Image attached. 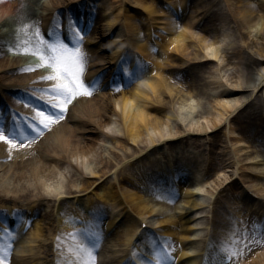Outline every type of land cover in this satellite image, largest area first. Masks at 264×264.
<instances>
[{"label":"bare ground","instance_id":"6f19581e","mask_svg":"<svg viewBox=\"0 0 264 264\" xmlns=\"http://www.w3.org/2000/svg\"><path fill=\"white\" fill-rule=\"evenodd\" d=\"M208 1L113 0L116 3V8L110 9V6H107L98 9L95 16L96 18L101 17L100 20L103 19V11L108 12L106 15L112 14L107 21L100 22L99 20L102 26L94 24L89 32L91 40L97 44L96 48L103 49L104 31H106L103 27L108 26L107 29H109V24L114 26V32L119 31V26H121L127 39L123 41L124 43H118L117 40L107 43H111L109 44L111 52L106 55L108 57L106 65L108 66H104L105 68H101L103 70L100 71L103 72L109 68L110 74H106L104 78H95L94 75L98 68H93L95 62H91L93 59L92 54L89 53L91 49L86 44L80 43V51L84 56L81 81L85 88L82 91L90 92L91 95L78 96L67 108L62 119L52 124L48 129H42L41 131L44 130V132H40L36 139L25 140L24 147H20L17 142V147L13 149L6 143L0 142V222H5L4 225L2 223L0 225L2 228H6L8 225L15 226L20 231L25 224V232L29 236L27 239L14 236V241H7L4 238L0 242V256L3 255L4 250L1 247L9 246L6 249L5 264H29L33 261V252L43 255L42 258L38 257L34 264H53V262L54 264H78L81 260L90 262L91 258L79 247L83 240L81 230L85 228L95 232L96 237H100L102 241L110 238L107 235H118L115 245L113 244L114 248L109 253L114 256L109 255L107 262L104 263L102 259L104 257L102 251L109 244H105L104 247L101 241L102 244H98L93 250L95 264H134L129 259L131 254L137 264H142L141 252L132 253L131 248L138 249L136 242L132 241L140 224L137 223V219L138 221L141 219L143 222L146 216L152 217L153 224L159 227L161 237H163L162 243L166 249L156 245V250L153 251L151 241L147 240L146 232L141 228L135 239L140 240L141 243H150L144 246L142 251L151 257L153 264L158 258L160 259L158 253L161 251L173 258L171 261H165L164 264H218V260H214L215 256L207 258L209 253L219 256V261L227 253H237L230 264H264L261 245L251 249L250 254L248 252L246 257L241 256L237 259L239 256L237 246L231 245L234 238L229 242L226 241L229 235H232L231 233L234 234L235 227L243 231L242 233L238 231L237 239L239 235L247 233L248 227L253 228L256 222L264 226V209L259 208L262 203L255 202L248 197L246 198L248 203L239 207L230 208L229 206L227 208V204L222 207L220 204V207L216 208V203L208 199L204 202V210H199L202 202H200L197 193L185 188L181 200L175 197L176 192H171L168 200L177 202L174 204V209L177 211L169 213L165 210L167 203L163 201L164 196L161 199V195L158 194L157 202H151L153 198L150 191L152 190L145 183L139 182L138 176L135 180L129 179L120 172L147 158L150 159L157 147L155 145L149 149L147 144L154 145L156 142L162 141V145H165L166 149H172L176 144L189 143L195 140L191 136L200 135L204 133L206 127L220 122L222 114L226 112L225 108H230L232 114L235 110L237 111L239 108L243 110L247 104H250V102L243 101L238 107H235L238 100L242 96H246L243 91L249 90L247 88L254 67L261 62L260 59L248 54L242 56V70H231L230 74L235 79L226 85L219 78V72L223 70L222 67L215 66L212 71L210 66L205 65L207 62H204L200 57L203 50L205 52L202 56L206 61L212 62L219 52L218 47L215 46L217 42L216 28L211 22L212 14L207 9ZM84 2H86V6H91L88 0H43V2L0 0V25H8V28L13 25L16 27H10L4 31V35H0V91L9 93L8 97L15 105H30L29 107L25 106L27 110H23L30 115H34L33 107L36 104L26 93L29 91L28 88L49 89L56 81L44 84L41 78L53 74V70L50 67L44 69L36 67L42 63L40 59H33L30 62H26V60L34 57L32 53L37 49L38 37L41 36L45 39V34L49 35L50 29L54 31V21L61 17V11L80 8L79 12L81 11L82 18L79 21L82 22L79 25L81 29L86 30L90 18L86 19L87 10ZM254 5L258 7L256 11L261 12L264 17V2L236 0L235 13L232 15L235 27L248 28L255 24L257 15L254 12ZM83 6H85V11ZM50 9H55L57 14L52 13ZM89 13L91 14V12ZM66 16L64 14L65 19ZM117 17L122 20L119 26L115 24ZM8 18L12 22H8ZM201 20L205 24H199ZM142 28L145 31L144 35L137 38ZM16 34H18L16 42H9L8 46L31 53L18 57L3 56V37L11 41L15 39ZM50 36L53 37L52 43L58 37L60 41L63 40L61 32L56 34L54 31V34ZM116 36L118 37V34ZM256 36L264 41V30L256 33ZM67 44L69 47H73L71 39ZM126 44L134 49L128 50ZM41 50L47 59L50 56L47 50ZM95 53V61L106 58L102 54L99 56L97 50ZM30 54L31 56H29ZM124 57L127 59H123ZM110 60L114 63L112 67L109 65ZM98 64L102 65L103 62ZM118 64L123 70L118 68ZM114 70L116 71L115 75ZM121 71H124V74ZM200 72H207L213 77V82L220 87L217 92L209 91V94H214L212 97H216L217 101H222L220 103L222 111H218L214 119L207 122L204 127L198 126L186 135L181 134L182 129L177 123L175 127L169 128L163 133L167 119L174 120L173 115L177 116L176 114H181L183 117L188 116L185 112L189 106L188 97H195L204 87L193 80V77L199 75ZM141 77L143 79L140 80ZM3 79H8V82H2ZM113 79H117L119 83L123 82V84L120 86V91L110 95V89L113 88L110 80ZM95 80L97 83H93ZM258 86L259 84L253 86L251 90L257 91L262 87ZM106 88L108 92H104ZM46 98L51 100V94ZM39 108L43 109L44 107L40 106ZM240 109L232 114L230 119H237L233 116L238 115L241 112ZM203 110L204 106L201 107V111ZM244 111L246 112L245 118L250 121L244 131L250 132L251 129H255L254 121L261 119V114L256 113L253 105ZM240 117H243V114H240ZM113 123L116 128H119V133H104L103 128H112ZM0 126L7 134L9 129L2 127L1 121ZM226 131L230 133L231 128L228 127ZM30 134L35 135L29 132L28 135ZM166 134L168 135L164 136ZM100 140L108 143L104 154L96 149ZM140 142L143 144L137 148ZM229 142L232 143V149L228 151L230 157L225 160H231V163L236 167L241 161L249 164L242 154L244 147L249 145L243 143L238 137L226 143ZM126 144L132 145V148L136 150L130 153L125 150L119 152L118 150L123 146L126 147ZM209 147L211 146L209 145ZM261 156H263L261 150L255 151L254 157L257 158L255 161L259 160L258 157ZM8 157H10L9 161L4 162V159ZM70 158L79 159L80 164H72ZM64 162L71 167L68 174L64 173L65 181H60L56 177ZM163 167L161 166V168ZM247 168L261 171L264 170V165L261 164L260 167L248 166ZM169 170L171 171L167 173V178L171 177L176 186H179L181 181L187 186L184 178L187 176L176 178L172 168ZM118 171L121 176L118 177L116 184L105 178L108 172L117 173ZM251 172L250 175L255 179L261 178L257 171ZM216 176L219 177V174ZM159 177L163 182L162 176ZM74 180L77 181V184L71 186V183L74 185ZM158 182L161 184V180ZM49 183H52L53 188L49 187ZM61 187H63L62 190ZM166 188L170 187L166 186ZM217 190L220 195L225 194L230 198H239L235 191L222 184L219 186L218 183ZM262 190L264 188L256 187V192ZM82 193L88 194L90 197L80 198L78 195ZM61 194L64 197L61 198ZM241 194H243L242 191ZM240 196L244 200L245 196ZM50 198L54 200L50 206L52 210L41 212L43 209L42 200ZM217 202L219 203L221 200H217ZM251 208L255 210L256 215L252 214ZM62 209L65 210L63 211L65 213L61 212ZM241 209L245 212V218L236 217L238 221L236 226L234 218L228 216V213L233 211V217H235L240 215ZM121 213L124 216H120ZM131 214L135 215L137 219ZM195 214H201L202 221L205 223V226L202 227L205 232L201 236L202 241L199 246L194 240L198 234L194 230L196 229L195 225L200 226L197 222H201L196 221ZM146 222L149 223L148 220ZM45 227L49 231L52 230L51 239L54 234H57L56 231L62 234V241L66 245L64 257L68 258L56 256L48 258L45 251H49L50 247L45 249L44 244L47 242ZM51 227H54L55 230ZM99 227L103 228L100 229V234L97 233ZM106 233L107 235H105ZM220 236L225 239L222 245L218 244ZM129 245L131 248L128 247ZM48 246L51 245L48 244ZM84 246L90 247L86 241H84ZM202 246H204L202 253L198 257V247H201L199 249L201 250ZM33 248L35 251H32ZM221 249L227 251L222 252ZM28 252L32 254L30 258H25ZM133 254L136 255V258ZM142 262L145 264L144 261Z\"/></svg>","mask_w":264,"mask_h":264},{"label":"rangeland","instance_id":"374dc122","mask_svg":"<svg viewBox=\"0 0 264 264\" xmlns=\"http://www.w3.org/2000/svg\"><path fill=\"white\" fill-rule=\"evenodd\" d=\"M39 2H43V0H37ZM212 1L211 4L207 6V9L211 12V22L214 25V28H216V38L217 42L215 43V46L218 47V53L216 54V60L212 62H208L205 60L204 53H200V57L203 59L204 62H207L205 65L210 66L211 70L213 71L215 66H221L223 70L219 72V78L220 80L226 84L229 85L230 82H232L235 78L230 74L231 70H242V56L248 54L252 55L253 57H256L261 60V62L254 67L253 73H252V78L249 82V86L247 91H243L244 95L242 96L240 100H238V103H236L238 107L241 102H250V104H247V106L242 110L240 109L241 112H239L238 115L233 116V118H237L235 120L230 119L231 115V110L230 108H225L224 114H222V118L220 122H218L215 125H211V127H206L204 133H201L200 135H193L191 137L195 138L194 141H190L189 143H185L183 145H175L172 149H166V146L162 145V141L156 142L157 143V148L155 152L150 156V159L143 160L142 162L137 163V165H133L125 170H121L120 172L126 176L129 179H134L136 176H138L139 182L145 183L148 187H153L156 189V186H160L161 190L163 192H160L161 199L165 194V197L168 199L167 194L169 192L166 190L164 187V184L161 182L159 184L158 181L155 182V184H149L148 181L152 178L156 179L161 176L160 174H165L166 171L164 169H161V166H165L166 168H172L174 171L175 169L180 170L181 166L184 165L189 169V177H191V180L188 184V190H193L198 193V197L200 201L205 202L208 200V197H212V201H215L221 197V202H216V208L220 207V204H227V208L230 206V208H235L241 206V200L237 198H227L225 195H218L217 197L214 195L216 194V188L215 186L220 183L224 182L227 180L226 184L234 188L233 190L236 191L238 196L241 195V191L244 193L246 192V189L251 190L250 194H257V195H264V190L261 192H255V188H264V170L259 171L258 169H249L247 168L248 166H256L260 167L261 164H256L258 161L262 162V166L264 165V155L261 157H258V159L255 161V151L262 150L263 145H264V41L261 38H258L256 36V33L262 32L264 30V17L262 16V13L259 11H256L258 7L254 5L255 7V13L257 15V21L255 24L251 27L248 28H242V27H235L234 22L232 21V18L235 13L234 5L236 0H210ZM254 3L258 2V0H252ZM261 2H264V0H259ZM89 5L91 6H86V2L83 4L86 6V10L92 11L91 18L88 20L89 21V26L87 27V31L84 29H81L79 27V24L82 21H79L82 17L80 15L81 11L79 12L80 8L75 9H69L67 11H61V19L55 20V28L54 31L57 33H62L63 37L68 38V36L74 31L79 30L80 35L82 37L81 44H86V46L91 49L89 52L90 55L93 57L91 62L94 63V67H98L96 64L100 63L101 61H95V50L98 51V55L103 57H106V55H109L111 52L109 48V44H107L109 41L111 42L112 40H117L118 43H124L123 39L126 35L122 31V27L119 26V24L122 22L120 17L116 18L115 24L119 26V31L114 32V26L109 24V29L107 27H103V29L106 31L105 32V40L103 41V49H97L96 46L97 44L94 43L93 40H91L89 32L92 30V26L95 25H100V22L107 21L108 18H110V13L109 15H106L108 13L106 10L103 11V19L100 20L101 17L96 18V13L98 9L100 8H106L107 6H110V9L116 8V3L113 2V0H88ZM234 4V5H233ZM83 6V10L85 8ZM116 10V9H115ZM52 13H56L55 9H50ZM85 11V10H84ZM64 14L67 15L66 19L64 17ZM88 14V12H86ZM87 19V17H86ZM224 19V20H222ZM84 20V19H83ZM100 20V22H99ZM114 24V25H115ZM105 25H108L105 23ZM140 25V24H139ZM11 28L15 27L10 26ZM9 27V28H10ZM59 27V28H58ZM8 28V25H0V35H4V31H6ZM16 28V27H15ZM71 28V30H69ZM50 33L54 34V31L52 29L49 30ZM145 31H143V28L140 30V34H138L137 38H141L142 35H144ZM118 34V37L116 36ZM60 36V35H59ZM69 36V37H71ZM18 34H16L15 39L9 41L7 38L3 37L2 41V51H3V56L5 57H12V56H19L21 53H31L27 52L26 50L20 51L17 49H14L13 47H9V42H13L17 40ZM59 39V37H58ZM53 37L45 34V39L43 37H38V43L41 47V49L47 50L48 54L51 55V52L48 50L45 44H41L40 42L46 41L47 44H52ZM60 40V39H59ZM66 40V39H65ZM64 39L62 42L66 43ZM67 44V43H66ZM101 46V47H102ZM206 50V49H205ZM205 52V51H204ZM97 55V56H98ZM201 59V60H202ZM100 60V59H99ZM104 63L106 64L108 57L104 58ZM257 60V59H256ZM97 62V63H96ZM204 65V64H203ZM206 66V67H207ZM182 67V66H181ZM38 69V68H37ZM141 80V79H140ZM193 80L200 85H204L203 90L199 92L195 97H188L189 101V106L186 108L185 112L187 113V117H183L181 114H176L177 116H174L175 119L172 120V118L167 119V124L164 126V132L168 131L169 128L172 129V127L176 126V123L179 124V126L182 129L181 134H188L192 131H194V128H198V126H205L207 122L212 121L214 119V116L217 114L218 111H222V107L220 103L222 101H217L216 97H212L213 95L209 94V91H214L217 92L220 87L217 86L216 83L213 82V77L208 75L207 72L201 73L195 77H193ZM228 83H227V81ZM44 81V80H43ZM46 81V80H45ZM134 81V80H133ZM2 82H8V79H3ZM1 83V82H0ZM128 84L130 82L128 81ZM259 84V87L262 86L259 90H251L253 89V86H256ZM108 92L107 88L104 89ZM111 90L110 95L117 93L120 91V85H115ZM216 90V91H215ZM35 98L40 97V93L36 90H31ZM0 100L1 104L2 102L6 101L7 95L4 93V91L0 95ZM75 98V97H74ZM73 98V99H74ZM69 105V104H68ZM67 105V106H68ZM204 106V110L201 111V107ZM250 105H253L254 110L256 113L261 114V119H255L254 124H255V129H251L249 131H244L245 126L250 123L248 119L245 118L246 112L244 111ZM69 107V106H68ZM234 107V108H235ZM175 108V107H174ZM203 114V115H202ZM240 114H243V117H240ZM114 117V116H113ZM112 128H103L104 133H119V128H116L115 123L112 124ZM115 125V126H114ZM194 125V126H193ZM231 128V132L227 133L226 129ZM169 134V133H168ZM168 134L164 135L167 136ZM183 135V136H184ZM240 138L243 143L248 144L249 146L244 147L243 151V157L245 161H249V164L244 163V161H241L239 166H235L231 163V160H225L226 158L230 157L228 154V151L232 149V143H226L228 141H231L234 138ZM143 143H139L138 147H141ZM127 145V144H126ZM149 149L151 147V144H147ZM209 145L211 147H209ZM108 146L107 142H104L102 140L99 141L98 147L96 148L99 152L105 153L106 148ZM121 150H125L128 153L132 152L133 150L135 151L136 149L132 148V145L130 146L127 145L126 147L123 146L122 149H119L118 151L121 152ZM227 151V153H226ZM106 155V154H105ZM248 156V157H246ZM178 158L176 161L175 158ZM159 159H162L166 163L160 164L158 166ZM220 160V162H219ZM9 158L4 159V162H8ZM70 161L72 164L74 163H79V159L75 158H70ZM171 163V166H170ZM181 163V164H180ZM80 164V163H79ZM71 166L68 165L67 163H63L61 165V171L57 175V179L60 181H65L66 176L65 174H68L69 168ZM243 171V173H242ZM257 171L258 175L261 177L260 179H255L252 175H250V172ZM120 172L118 171L117 173H112L108 172L105 176V178L116 184L118 181V177L121 176ZM251 172V173H252ZM65 173V174H64ZM219 174V177L216 176ZM250 175V176H249ZM236 176L240 179H236ZM75 177V176H74ZM230 178V179H229ZM74 179V178H73ZM137 182V181H135ZM49 187L53 188L52 183H49ZM73 184L71 183V186H75L77 184V181L74 180ZM139 184V183H138ZM253 184V185H252ZM190 185V186H189ZM235 186V187H232ZM241 188H237L240 187ZM63 187H61V190ZM185 189V188H184ZM209 189V191H207ZM187 190V191H188ZM175 191V190H173ZM185 191V190H184ZM180 192V193H179ZM177 195V198H182V191L180 190ZM164 193V194H163ZM248 194V193H247ZM80 198H88L90 197L88 194L82 193L78 195ZM64 197V195L61 194V198ZM181 200V199H180ZM179 200V201H180ZM164 202L167 204L165 210L169 213H172L173 211H177L174 209V204H177L176 201H167L163 199ZM54 200L52 198L50 199H43L42 200V210L41 212L44 211H51L52 208L50 207L53 204ZM255 202H260V201H255ZM179 203V202H178ZM264 205V204H263ZM222 207V205H221ZM222 209V208H221ZM200 210H204L203 206H201ZM243 211V209H241ZM65 211L64 209L61 210V212ZM193 211V210H191ZM190 211V212H191ZM251 212L253 215H256L255 210L251 208ZM65 213V212H63ZM229 214L231 217H233L234 212L230 211ZM122 213L120 214V216ZM132 215V214H131ZM198 215V216H196ZM124 216V215H122ZM135 219V215H132ZM202 215L201 214H195L196 221L199 220L201 223L197 222L200 226L195 225V231L198 234H196V237L194 240H196L197 245L199 246L201 244L202 238L201 236L204 234V229L202 227L205 226L204 221H202ZM152 217L146 216V219H148V227H144L143 229L146 232L147 240L153 241L155 240L152 230L158 231L159 228L157 225L153 224L151 220ZM210 219V218H209ZM208 219V220H209ZM230 219V218H229ZM204 220V219H203ZM138 223V219H137ZM103 227V226H102ZM99 227V233L100 234V229L102 230L103 228ZM52 228V227H51ZM52 229L55 230L53 227ZM137 229V227H136ZM140 229V228H139ZM138 229V230H139ZM201 229V230H200ZM136 230V231H138ZM52 231V230H51ZM51 231H49L47 228H45V233L47 236V242L51 240ZM57 234H54L55 240L51 242V247L47 245L45 246V249H48L50 247L49 251H45L47 256H49L50 251L53 253L57 254L58 256H64L66 252V245H64V242L62 241V235L56 231ZM221 233V231H220ZM10 234H16L17 236L24 237V239H27L29 236L23 232L18 231L17 228H15V231H10ZM14 235V236H16ZM107 235V234H105ZM222 235V233H221ZM102 236V235H101ZM110 236V238H106L105 240L103 239L100 240V237L97 238L98 244L101 245L103 242V245L105 247V244H109V246L105 249L103 248L102 254L106 258H109V255L113 257L114 255L109 254L110 251L112 252V249L114 248L113 244L115 245V242L117 241L118 235L115 236V234L112 235H107ZM59 237V239H58ZM235 238V237H230ZM224 237H219V242L218 244L222 245L224 242ZM102 241V242H101ZM157 242V241H156ZM136 243L140 246L141 242L140 240L137 239ZM149 242H143V244H148ZM111 245V246H110ZM256 246H249L251 249L252 248H258ZM262 251L264 253V245H261ZM110 249V250H109ZM122 249V246H121ZM200 247H198V250ZM32 251H35V248L32 249ZM57 252V253H56ZM75 254V251H73ZM248 252V251H247ZM44 253V252H43ZM64 253V254H63ZM25 258H30V255L32 254L31 252L26 253ZM212 256V257H211ZM215 256V253H209L207 255V258H213ZM33 257L34 260L29 263V264H34V262L38 258L37 252H33ZM261 257H263L261 255Z\"/></svg>","mask_w":264,"mask_h":264},{"label":"snow or ice","instance_id":"6c2138e0","mask_svg":"<svg viewBox=\"0 0 264 264\" xmlns=\"http://www.w3.org/2000/svg\"><path fill=\"white\" fill-rule=\"evenodd\" d=\"M71 30V28L69 29ZM52 33H49L51 35ZM71 44L73 47H69L68 44L57 39L52 44H47L46 41L40 42L45 44L51 55L45 58L41 47L38 45L33 55L39 56L42 63L38 64L36 67H50L53 69V74L42 77V80L46 81H56L53 87L49 89L41 90L44 95L37 97V99L42 100L45 107L43 109L33 107L34 115L30 118L31 123L25 125L22 128L20 125H16L10 128L5 134V130L0 128V142H4L9 145L10 148L15 149L17 147V142H19L20 147H24V141L29 139L28 133H34L39 135L42 129H48L52 124L58 122L63 118V114L67 110V105L71 103L74 97L80 95H91L90 92L82 91L85 85L81 81V73L84 69V56L80 51V43L82 37L80 31H74L71 36ZM95 83V81H93ZM51 94V100L45 99V96ZM26 107L30 105L26 104ZM34 139V137H33ZM247 231V235H242L241 237L233 240V244L242 245L243 247L239 251V255L243 256V248H249V246L264 245V226L256 224L253 228ZM81 235L83 240L80 244V249L85 251L87 255L91 258L90 262L81 260L78 264H95V259L92 255L93 250L97 247L98 241L96 233L89 229H82ZM59 239V237H58ZM84 241L87 242L90 247L84 246ZM156 241H151L153 251L156 250ZM7 245L3 246V255L0 256V264H5V259L7 257ZM222 252H226V249H221ZM237 253H232L230 256H225L221 264H229L233 261ZM158 256L164 261H171L173 258L163 254L161 251ZM150 264V262H149ZM159 264V260L157 261Z\"/></svg>","mask_w":264,"mask_h":264}]
</instances>
